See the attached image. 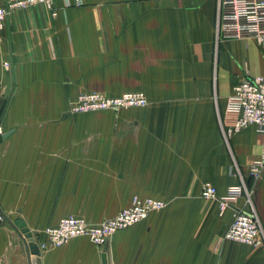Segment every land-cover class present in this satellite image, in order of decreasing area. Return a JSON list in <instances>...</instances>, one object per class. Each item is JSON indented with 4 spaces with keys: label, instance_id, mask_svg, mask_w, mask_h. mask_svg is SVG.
I'll list each match as a JSON object with an SVG mask.
<instances>
[{
    "label": "crops",
    "instance_id": "crops-1",
    "mask_svg": "<svg viewBox=\"0 0 264 264\" xmlns=\"http://www.w3.org/2000/svg\"><path fill=\"white\" fill-rule=\"evenodd\" d=\"M83 1L56 0V18L44 5L18 10L1 35L0 128L11 134L0 142V264L36 260L25 230L42 264H264V243L223 240L235 209L202 198L204 182L219 197L240 184L238 168L264 228V169L250 178L263 135L251 125L225 139L233 86L264 75L263 52L249 70L228 52L239 40L216 45L217 0ZM85 92H144L149 105L71 114ZM134 196L167 206L103 248L49 245L62 218L99 224Z\"/></svg>",
    "mask_w": 264,
    "mask_h": 264
},
{
    "label": "built area",
    "instance_id": "built-area-1",
    "mask_svg": "<svg viewBox=\"0 0 264 264\" xmlns=\"http://www.w3.org/2000/svg\"><path fill=\"white\" fill-rule=\"evenodd\" d=\"M55 2L56 0H5L4 6L0 7V39L16 11L44 5L51 10L53 18H56L58 11ZM83 4V0H76L77 6ZM214 37L216 45L227 40L247 39L264 43V0H217ZM3 67L10 70V62L4 61ZM148 105L149 100L144 92H126L118 97H109L101 92H85L70 103L69 111L71 114H85L103 110L144 108ZM227 110L237 114L238 119L225 132L226 141L231 134L251 125L257 126L264 138V75H247L237 81L228 98ZM2 133L0 128V134ZM263 169L264 148L260 159L250 167V178L258 179ZM232 175L239 178L240 184L231 186L225 196L219 197L217 187L211 182H204L202 198L217 200L221 212L229 208L235 209L234 220L223 234L224 241L257 247L264 243V228L257 214L251 189L238 168ZM242 200L244 203L240 206ZM166 206L167 202L164 200L134 196L129 207L99 224H91L83 217L71 215L62 218L57 226L47 228L45 233L52 248H60L80 237L88 238L92 244L103 248L116 233L145 221L152 213L162 212ZM3 220L4 216L0 213V223Z\"/></svg>",
    "mask_w": 264,
    "mask_h": 264
},
{
    "label": "rangeland",
    "instance_id": "rangeland-1",
    "mask_svg": "<svg viewBox=\"0 0 264 264\" xmlns=\"http://www.w3.org/2000/svg\"><path fill=\"white\" fill-rule=\"evenodd\" d=\"M226 44H228L229 54L242 57L246 69H249L248 64H251L254 61V58L258 57L261 52H263L262 59L264 60V51L262 50L264 48V43H259L256 39L232 41ZM219 66L221 67V62H219ZM241 78L243 79L244 77L242 76ZM238 79L237 81L240 80Z\"/></svg>",
    "mask_w": 264,
    "mask_h": 264
},
{
    "label": "water",
    "instance_id": "water-1",
    "mask_svg": "<svg viewBox=\"0 0 264 264\" xmlns=\"http://www.w3.org/2000/svg\"><path fill=\"white\" fill-rule=\"evenodd\" d=\"M11 132L5 133V134H0V142H2L3 140L7 139L10 136ZM16 226L21 229H23L25 227V224L22 222H17ZM26 234V239L29 242V248L31 251V254L36 256V260L32 263V260H29V264H42V260H41V256H42V251L40 249V247L38 246V244L36 243L35 239L32 237L31 234H27V231L25 230L24 232Z\"/></svg>",
    "mask_w": 264,
    "mask_h": 264
},
{
    "label": "bare ground",
    "instance_id": "bare-ground-1",
    "mask_svg": "<svg viewBox=\"0 0 264 264\" xmlns=\"http://www.w3.org/2000/svg\"><path fill=\"white\" fill-rule=\"evenodd\" d=\"M42 251V250H41ZM36 257V256H35ZM37 258V257H36Z\"/></svg>",
    "mask_w": 264,
    "mask_h": 264
}]
</instances>
